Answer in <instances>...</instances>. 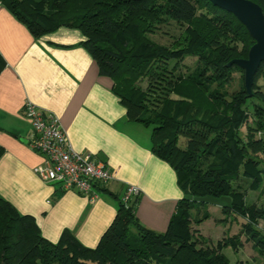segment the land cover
<instances>
[{"label":"trees","instance_id":"trees-1","mask_svg":"<svg viewBox=\"0 0 264 264\" xmlns=\"http://www.w3.org/2000/svg\"><path fill=\"white\" fill-rule=\"evenodd\" d=\"M261 8L264 0H251ZM36 38L58 27L75 28L97 73L111 80V91L129 122L149 127L150 151L175 173L181 191L165 230L154 232L134 216L138 195L116 201L115 214L95 246L82 245L67 229L55 242L42 237L34 218L0 198V264H228L221 249L237 250V235L209 244L195 236L192 215L204 197L226 196L222 212L245 218L256 253L264 258V235L251 226L264 208L244 201V189L264 185V60L253 76L251 94L242 70L225 64L246 57L253 40L229 12L208 0H0ZM171 21L179 33L167 44L148 38ZM186 56L191 70L181 71ZM4 60L0 56V70ZM240 73L236 90L226 86ZM2 148L0 147V154ZM102 190V187L97 190ZM62 191L56 188L53 197Z\"/></svg>","mask_w":264,"mask_h":264},{"label":"crops","instance_id":"crops-1","mask_svg":"<svg viewBox=\"0 0 264 264\" xmlns=\"http://www.w3.org/2000/svg\"><path fill=\"white\" fill-rule=\"evenodd\" d=\"M68 27L32 37L0 3V198L31 215L43 238L55 242L63 229L84 246H95L115 214L126 185L138 188L136 220L154 231L165 230L181 191L174 170L150 151L147 127L129 122L100 76L94 60ZM25 101L56 115L75 151H88L113 172L96 198L73 190L53 197L32 167L41 155L28 148L30 126L20 114Z\"/></svg>","mask_w":264,"mask_h":264},{"label":"built area","instance_id":"built-area-1","mask_svg":"<svg viewBox=\"0 0 264 264\" xmlns=\"http://www.w3.org/2000/svg\"><path fill=\"white\" fill-rule=\"evenodd\" d=\"M20 114L30 126L28 148L42 157L32 172L44 183L55 184L60 191L73 190L89 200L96 198L97 189L113 178V172L90 152L72 149L60 120L53 113L25 101ZM138 193L137 187L126 185L121 201L126 204Z\"/></svg>","mask_w":264,"mask_h":264},{"label":"rangeland","instance_id":"rangeland-1","mask_svg":"<svg viewBox=\"0 0 264 264\" xmlns=\"http://www.w3.org/2000/svg\"><path fill=\"white\" fill-rule=\"evenodd\" d=\"M180 31V27L175 23L169 21L168 24L160 27L155 33L148 34V38L158 44L167 45L173 37ZM195 58L193 56H186L180 64L181 71L191 70L194 66ZM240 83V73L232 72L231 79L226 86L228 92L237 89ZM259 89L264 93V78L257 79ZM140 127H142L141 124ZM149 129V127H147ZM264 161V155H263ZM241 188L244 189V201L246 204H253L256 207L264 208V185L260 186L258 190L252 191L246 189L247 182L243 179L238 180ZM204 203L197 204L192 209L194 217H200L203 211L208 213L207 218L199 223L192 222L191 229L195 236L201 237L203 240L213 244L215 241L221 239L223 236L237 235L240 244L237 250H232L229 246L221 249L222 254L227 258L228 264H264V258L259 256L247 234L244 231L243 225L245 218L234 215L230 212H222L221 207L228 202L226 196L219 197H204ZM259 234L264 235V218H258L251 226Z\"/></svg>","mask_w":264,"mask_h":264},{"label":"water","instance_id":"water-1","mask_svg":"<svg viewBox=\"0 0 264 264\" xmlns=\"http://www.w3.org/2000/svg\"><path fill=\"white\" fill-rule=\"evenodd\" d=\"M212 5L231 13L246 29L253 40L246 57L233 58L225 65L235 64L242 70V83L247 95L251 94L254 73L264 60V17L259 5L251 0H208Z\"/></svg>","mask_w":264,"mask_h":264}]
</instances>
